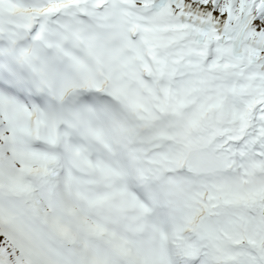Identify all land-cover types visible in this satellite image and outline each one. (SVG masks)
Listing matches in <instances>:
<instances>
[{
    "label": "snow or ice",
    "instance_id": "snow-or-ice-1",
    "mask_svg": "<svg viewBox=\"0 0 264 264\" xmlns=\"http://www.w3.org/2000/svg\"><path fill=\"white\" fill-rule=\"evenodd\" d=\"M0 264H264V0H0Z\"/></svg>",
    "mask_w": 264,
    "mask_h": 264
}]
</instances>
